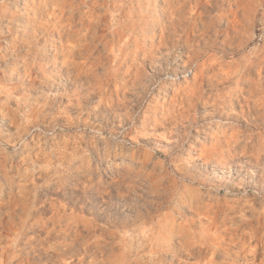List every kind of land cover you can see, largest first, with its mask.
Listing matches in <instances>:
<instances>
[{
    "label": "clouds",
    "instance_id": "clouds-1",
    "mask_svg": "<svg viewBox=\"0 0 264 264\" xmlns=\"http://www.w3.org/2000/svg\"><path fill=\"white\" fill-rule=\"evenodd\" d=\"M0 264H264V0H0Z\"/></svg>",
    "mask_w": 264,
    "mask_h": 264
}]
</instances>
